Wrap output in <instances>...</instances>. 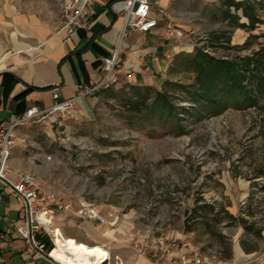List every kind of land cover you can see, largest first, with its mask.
<instances>
[{"label": "rangeland", "instance_id": "rangeland-1", "mask_svg": "<svg viewBox=\"0 0 264 264\" xmlns=\"http://www.w3.org/2000/svg\"><path fill=\"white\" fill-rule=\"evenodd\" d=\"M2 1L26 9L50 27L60 16L57 0ZM162 1L165 7L156 6L163 9L157 26L168 36L171 49L164 69L153 72L156 85L135 83L128 73L120 74L115 85L91 95L98 99L90 117L73 122L70 118L66 131L54 129V136L34 126L43 133L42 152L51 175L44 178L38 173V180L71 202L70 210L55 213L56 222L69 229L85 233L79 226L83 222L116 224L122 226V239L130 243L147 234L180 237L198 247L210 264L236 263L220 259L230 244L231 258L237 246L244 253L237 264H264V110L229 107L215 114L201 106L189 114L179 109L180 124H161L131 117L120 108L123 102L137 99L134 86L166 90L179 107L193 105L178 86L195 80L186 56L199 46L226 55L250 53L264 45V0H250L260 19L251 30L224 18L223 0ZM238 14L239 23H248L241 10ZM214 32L224 44L229 38L233 48L212 43ZM90 203L104 216V223L76 213ZM197 203H209L215 211L224 206L254 223L260 237L246 232L237 220L211 218L207 226L200 211H194ZM90 235L99 233L90 231ZM241 241L256 244V250L245 252Z\"/></svg>", "mask_w": 264, "mask_h": 264}, {"label": "crops", "instance_id": "crops-1", "mask_svg": "<svg viewBox=\"0 0 264 264\" xmlns=\"http://www.w3.org/2000/svg\"><path fill=\"white\" fill-rule=\"evenodd\" d=\"M160 1L161 3L159 0H152V14L157 20L163 9L158 11L156 6L165 7V3ZM110 2L111 0H96L90 24L66 38L54 33L58 20L50 27V24L38 20L37 16L30 15L26 9H17L2 1L0 124L14 121L31 105H52L55 101V87L60 88V99H66L73 97L85 85L98 82L104 74L102 58L112 54L120 42V56L125 66L121 74L126 75L133 69L130 80L156 85L152 75L153 72L164 69V58H168L171 49L168 36L158 26L146 32L135 28L124 29L123 17L110 9ZM97 99L98 96L90 95L80 101L70 121L90 117ZM42 130L47 135L54 136V129ZM17 138L9 160L11 170L35 171L37 174L41 173V177L49 178L48 161L42 152L45 140L40 129L34 126L20 127L17 129ZM0 191V232H3L18 219L22 202L1 182ZM54 226L60 227L65 236L73 237L79 242L101 245L109 253L105 264H153L151 259L139 255L130 242L122 239L120 225L83 222L79 225L87 231L83 233L56 222L54 215ZM90 231L98 232L99 235L92 236ZM228 260L237 264V251L234 258ZM0 264L54 263L46 256L28 250L25 241L12 233L10 239L0 247Z\"/></svg>", "mask_w": 264, "mask_h": 264}, {"label": "built area", "instance_id": "built-area-1", "mask_svg": "<svg viewBox=\"0 0 264 264\" xmlns=\"http://www.w3.org/2000/svg\"><path fill=\"white\" fill-rule=\"evenodd\" d=\"M57 1L60 4V16L54 27L55 34L67 38L90 24L95 13L96 0ZM110 9L123 17L124 29L135 28L146 32L158 25L157 18L152 14V0H111ZM121 52L122 42L112 54L102 58V78L98 82L85 85L73 97L60 99V88L55 87V101L52 105H31L14 121L0 124V182L13 191L22 202L18 219L5 231L0 232V247L4 241L10 239L12 233H16L25 241L28 250L46 256L54 264H64L52 255L55 246L53 219L57 211L70 210L72 204L44 188L38 180L37 172L11 170L9 160L17 143V129L37 125L63 133L67 129V121L74 116L80 101L102 89L112 87L119 81L120 74L125 69ZM132 70L127 72L128 76L133 73ZM42 213H45L49 221L41 217ZM76 213L84 219L105 222L104 216L91 203L82 204ZM131 244L139 255L151 259L153 264H210L209 257L198 247L180 237L147 234L141 240L134 239Z\"/></svg>", "mask_w": 264, "mask_h": 264}, {"label": "trees", "instance_id": "trees-1", "mask_svg": "<svg viewBox=\"0 0 264 264\" xmlns=\"http://www.w3.org/2000/svg\"><path fill=\"white\" fill-rule=\"evenodd\" d=\"M221 8L224 18L237 26L251 30L260 22L257 7L250 0H223ZM239 10L249 20L248 23H239L241 18L238 14ZM213 37L212 43L216 40L219 45L233 48L228 44L229 38L224 44L217 33L214 32ZM186 64L195 72V80L189 84H178V86L193 100V105L179 107L166 90H155L151 86L143 88L134 86L137 99L123 102L120 106L122 112H127L131 117L140 116L146 120H157L161 124L171 121L180 124L177 114L179 109H183L187 114L192 113L193 110L199 111L201 106L215 114L229 107L238 110L250 108L264 110V45L254 48L250 53L226 55L212 54L199 46L194 53L186 56ZM194 211H200L199 216L207 226L211 218L217 222L225 218L230 222L239 221L245 231L253 233L255 237L261 235V230L255 229L254 223L230 213L224 206L215 211L214 206L209 203L203 205L197 203ZM247 213L253 215L250 209ZM241 247L245 252L256 250V244L251 245L246 241H241ZM224 249V256L220 259H230L232 257L230 244H227Z\"/></svg>", "mask_w": 264, "mask_h": 264}, {"label": "bare ground", "instance_id": "bare-ground-1", "mask_svg": "<svg viewBox=\"0 0 264 264\" xmlns=\"http://www.w3.org/2000/svg\"><path fill=\"white\" fill-rule=\"evenodd\" d=\"M41 217L49 221L45 213ZM53 235L55 246L52 255L64 264H105L109 259L108 251L101 245H88L65 236L58 226L53 227ZM243 255L242 249L237 246V258Z\"/></svg>", "mask_w": 264, "mask_h": 264}]
</instances>
